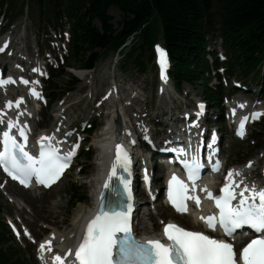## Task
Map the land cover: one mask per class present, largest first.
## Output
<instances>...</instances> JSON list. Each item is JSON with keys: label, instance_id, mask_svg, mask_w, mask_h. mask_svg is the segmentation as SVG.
<instances>
[{"label": "trees", "instance_id": "16d2710c", "mask_svg": "<svg viewBox=\"0 0 264 264\" xmlns=\"http://www.w3.org/2000/svg\"><path fill=\"white\" fill-rule=\"evenodd\" d=\"M17 2L20 0L9 1L10 6ZM208 2L209 0H95L92 14L99 18L100 25H91L90 22L81 24L83 33L72 43V59L77 58L90 65L97 58L96 48H116L126 37L137 31L138 36L145 40L161 31L176 60V69L189 62L195 67L191 73L196 75L200 68L199 59L195 57L200 38L199 21L201 10ZM222 5L226 29L238 31L239 28L248 27L253 31L256 28L261 32L258 34L256 30L254 37L258 40L259 37H264V0H224ZM112 6L121 13L119 27L114 25L113 18L108 13ZM127 56H130V52ZM137 62L140 66L143 65L142 60L137 59ZM70 189L73 190L72 197L77 198L73 203L84 197L81 189H77L74 183H70ZM12 257L11 253L0 248V264L20 263Z\"/></svg>", "mask_w": 264, "mask_h": 264}, {"label": "rangeland", "instance_id": "374dc122", "mask_svg": "<svg viewBox=\"0 0 264 264\" xmlns=\"http://www.w3.org/2000/svg\"><path fill=\"white\" fill-rule=\"evenodd\" d=\"M109 13L113 18L112 22L116 25L118 20L120 19V15H121L120 11L116 7H111L109 9ZM19 26H20V30H19L18 34L16 35L17 41H19L21 39L26 41L27 39H29L26 37L27 34H29V32L32 30L30 18L28 17L27 19H24V18L20 19ZM114 32H117V31H114ZM29 40H31L29 43H32V39H29ZM127 47H128V45L125 47H122V49L120 50V52L116 56H114V53H117V52H114L113 50H111V51L108 50L107 52L104 53L103 57L98 61L97 67L100 66V69H96L98 74L97 75L95 74L96 96H99L104 91V89L107 85V82L113 76H122L124 79V82H125L124 86L131 84V79H132V81H134V83H133L134 87H137V85H138L139 88H140V86H141V88H146V94L148 95V100H149L148 103H150V105H151L154 103L153 95H151L152 94V80H150V83H148V76H144L143 74L138 73V70L136 68H134L131 60L129 61L128 64H127V61L125 63L122 61L121 55L124 53V49H127ZM77 63H79L77 58L72 59V60L69 59V65L71 67L78 66ZM122 63H123V65H122ZM120 67H122V68H120ZM65 70L69 73H70V71H74V70H69L68 66L65 67ZM146 72H148L150 75H154V70L147 69ZM73 73H75V71ZM66 80H68V73L63 74L62 76H58L57 78L54 79V82L58 86V85H63ZM145 85H146V87H145ZM53 93H58V89L56 88L53 91ZM140 94H142L141 91H140ZM58 97L60 98V96H58ZM72 97H73V99L77 98L75 96V94H73ZM172 100L174 103V98H172ZM76 104L77 103H72V105H71L72 112L69 111L70 112L69 114L71 117H74V115L77 113L76 110H73V107ZM53 105H55V102H53ZM93 134L90 136V141L92 140ZM238 146H240V148L249 147V145L247 143L238 144ZM254 152H255V150L249 152L248 155H251ZM239 156L240 155H238V154L236 155L235 153H232L231 154L232 161L233 162H240L244 159V158H238ZM91 157L88 159V161L83 160V163L85 166V173L83 175L77 177L75 175V173L73 171H71L64 176V178L62 179V181L58 185H56L54 188L51 189V194L47 198V201L45 202V204L50 205L51 201L53 202V201L58 200V201H60V205L55 206L51 211L46 212L47 216H44L45 211L42 212V214H41L40 209L37 208L35 206V204L31 203L30 201H26L28 204L24 203V206H25V210L23 213L24 216H21L19 214V212H17V208H16L15 203L7 200L8 197H5L0 192V220L2 219L3 216L5 217L6 214L17 215L18 217H21L27 224L30 225L33 233L35 235H38V237H42L43 231L44 232L46 231L44 228H42L40 226L41 224H44V225L55 224L58 227L59 226L60 227L65 226V223H67L68 220L71 218V216L73 215L76 208L79 205H85L87 203V201H89V199H90L89 192H88V189H89L88 178L91 177L92 171H94V167H93L94 165L91 162V159H92ZM80 177L83 179L82 182L79 181ZM74 180L75 181L78 180V182L82 184V187H83L82 189L84 191H86L85 200L82 202H78L75 206L70 201V197L68 195L69 194L68 193L69 182L74 181ZM9 187H11L10 192L13 194H16L17 191L19 193L24 194V192H22L20 190V188L16 187L15 185L11 184V185H9ZM26 194H28L31 197H34V195H31L27 192H26ZM71 205L73 207H70ZM33 206L35 209L33 208ZM157 216H159L158 213H152L149 216V220L152 217V221H156ZM157 228H159V227L157 226ZM13 243L15 245H17L14 241H13ZM32 251H33L32 246H30L26 250H23V252H24V254L22 255L23 259L28 264H35V260L32 256Z\"/></svg>", "mask_w": 264, "mask_h": 264}, {"label": "bare ground", "instance_id": "6f19581e", "mask_svg": "<svg viewBox=\"0 0 264 264\" xmlns=\"http://www.w3.org/2000/svg\"><path fill=\"white\" fill-rule=\"evenodd\" d=\"M117 27H119V25ZM153 35H155V36L152 37ZM161 36H162L161 33L152 34L150 36L151 38L149 39V43H147L145 46L153 49V47L156 45V42H155L156 39H153V38H160ZM30 41L31 40H28V42H30ZM58 43H59V40H57V44ZM156 48H158V47H156ZM161 58H164V57L160 56L157 59H161ZM62 59H63V57L60 58V60H62ZM165 59L169 60L171 58H165ZM77 68H78V66H75V67L69 66V70H74L75 75L79 76L80 78H85V77H87L88 74H90V70L77 69ZM17 69H18V71L21 70L20 63L17 64ZM97 69H100V68H97ZM41 72H42L41 70H38V74H41ZM70 73H71V71H70ZM184 89L187 90L188 88L184 87ZM132 100H133V97L130 100H125L124 98L123 99L120 98V99L116 100V103H118V105H120V106L125 107V109H126L125 112H126L128 118H125L124 122L125 123L128 122L132 127L135 128L134 132H136L141 124L144 127L146 126V123H144V119H142L141 122L137 120L139 116H144L145 113L142 110H140L138 113H135L134 111H137L138 108L134 109V108L130 107V103ZM99 101H101V100H99ZM7 102H8V100L4 101V103H7ZM103 103L105 104V103H107V101L103 100ZM127 104H128V106H127ZM25 108L27 109L28 112L32 111L31 108L25 107V106H23L21 108V111L23 112ZM112 111H113V109L109 112H112ZM113 112H116V111H113ZM113 114L114 113H112V115ZM123 114H124V112H123ZM112 115H110V113H109V117L106 119L105 123L102 124L101 128L99 130H97L92 137V143L95 144L97 151L91 159V162L94 165V171H92L91 181L88 182V187H89L88 192H89V197L91 196V198H92V194L94 191V187L101 188V186H102L101 184L103 183V180H104L101 177H97V175L99 172V176L104 177V175H102V174L104 173V170L107 168V164L109 162V157H110L109 152H108L109 148H111L110 142H113V141H110L111 137L115 135V132H118L120 130V125L123 124L122 119L119 120L118 118H112ZM25 116H26V120H32V118H33V116H31V115H25ZM53 128L55 130V135L53 136V138H55L56 140L61 139L64 142L68 141L69 133L62 132V130L58 126L53 125ZM61 136H63V138H61ZM132 137L133 136L129 135L128 137L125 138L126 140H124V142H123L126 152L130 151V149H131V151H130L131 159L129 160V157H128L127 163L123 162V163H121L120 167L117 170H115V171L111 170L112 175H115L117 171H122V170L129 171V165H130V168H132L134 173H136L138 175L140 174V171L138 169H136V166L138 164L137 163L133 164V162H132L137 156H136V154L131 155V153L134 151L135 152L137 151L139 153V156H138L139 161L142 158L143 154H147V153L145 152V150H141L140 148H135L137 144H134L133 146L131 145L130 140ZM111 151H113V150H111ZM104 164H106V166L100 169V167ZM106 179H107V181H110V178H108V175H107ZM79 181L82 182L83 179L80 177ZM52 187H50L48 190H43L44 192L40 195H39V193L35 192L34 195H35V197H38V198H31L30 196H27L25 193L21 194L17 191L16 199L18 201H24V199H25V201H30L31 203L35 204V206L37 208L40 209L41 214H42V212L45 211L44 216H47L46 212H49L55 206L60 205V201H58V200L53 201V202L51 201L50 205L45 204V202L47 201V198L51 194ZM9 194L12 197H14V195H12L11 193H9ZM18 195H20L21 197H24V199H22ZM90 204H91L90 201H87V203L85 205H79L76 208V210L74 211L71 218L68 220V222L66 223V225L63 228L58 229V226L54 225V224L52 226H50V229L45 233V235L41 239L38 240V242L44 241V242H46V247L52 246L53 250H56V251H67L74 242L79 240L80 227L83 226L90 219V216H91V212L89 210ZM135 206H136V202H135ZM143 206H144L143 203L140 202V207L144 208ZM33 208H34V206H33ZM199 210H206L205 202H202V204L199 206ZM164 212H165V210L163 208L157 209L158 215H162ZM200 215H202V214L200 213ZM140 224H143V225H140ZM27 225L30 227L29 224H27ZM45 226H47V225L43 224V227H45ZM156 227H157V225H155L154 221H152V220H150L149 223H146L145 217H142L136 226L137 233L140 235L155 234L156 233V230H155ZM159 230H160V228L158 229V231ZM89 262H90V260H87L84 262V264H88ZM69 263L70 264H78V263L73 262V258Z\"/></svg>", "mask_w": 264, "mask_h": 264}]
</instances>
